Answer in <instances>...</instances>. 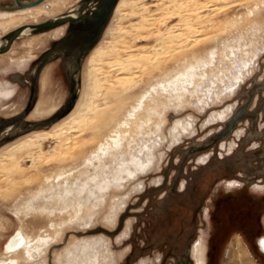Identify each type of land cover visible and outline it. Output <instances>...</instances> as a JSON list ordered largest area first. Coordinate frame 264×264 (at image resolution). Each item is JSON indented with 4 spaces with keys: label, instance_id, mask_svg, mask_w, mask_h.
Here are the masks:
<instances>
[{
    "label": "rangeland",
    "instance_id": "obj_1",
    "mask_svg": "<svg viewBox=\"0 0 264 264\" xmlns=\"http://www.w3.org/2000/svg\"><path fill=\"white\" fill-rule=\"evenodd\" d=\"M137 2L130 0L132 5L110 21V30L101 44L106 52L102 60L92 66L88 56L84 62L80 107L93 102V82L104 78V93L99 104L105 112L97 118L95 127L87 133L68 134L74 147L62 165L31 168L33 159L24 155L21 169L15 176L0 173V258L10 237L22 230L27 237L52 235L58 241L44 258L48 264H65L68 251L93 238L92 242L97 243L91 248L88 244L90 249L85 258L92 255L97 264H191L192 257L195 264H202L206 242L209 244L210 264H227L236 260V248L230 243L234 235L239 234L255 261L264 264V253L258 247V240L264 236V196L254 193L251 188L236 187L246 183L253 184V187L255 184L264 185L255 181L264 173L261 171L264 168V137L258 138L264 133V0H227L224 8L212 2V7L201 12L209 18L203 19L202 23L194 20L199 32L182 28L191 39L179 43L183 46L176 45L177 51L173 42L165 39V34L183 17L189 20L197 15L191 11L193 16H190V11L182 9V13L177 14L176 7L161 6V0ZM11 4L10 0H0V5ZM74 4V1H68L53 9L50 3L46 10H53L51 15L43 14L44 7L42 11L10 15V25L5 24L6 20L0 21V39L6 30L16 25L46 21L66 13ZM34 14L37 19L32 18ZM65 32L66 29L63 34ZM60 37L61 34L50 33L40 39L33 38L31 46H26L29 37L20 38L13 53L5 57L8 59H1L7 61L0 65L1 78L7 79L10 73L23 70L30 62L29 55L43 54ZM163 45L170 48L161 62L154 58L153 63L138 65L148 54H152L153 58L156 48L160 49ZM231 46L242 58L252 60L251 72L235 90L226 89L221 83L222 76L217 71H210L208 78L219 86L214 89L219 94H215L214 98L204 95L200 100L197 93L182 98H171L162 93L157 95L154 108L162 115L154 114L153 121L162 124L159 132H162L164 140L162 147L158 148L161 156L154 162L153 170L143 172L137 180L114 183V186L95 195L83 193L81 198L72 194L63 200L62 191L79 182L73 174H80L78 166L83 161L82 155H88L95 146L94 140L97 142L108 135L117 122L123 120L142 94L179 76L189 64L208 58L212 51H219L224 61L219 68L224 75L231 77L233 63L225 60L222 53ZM9 58L21 60L11 61ZM126 65L129 67L123 69L122 66ZM131 68L134 69L132 75L127 74L126 70ZM48 76L41 96L45 106L36 113L43 118L61 107L72 90V72L65 66L64 58L51 63ZM225 82L228 80L225 79ZM256 83L263 86H256ZM209 84L212 83L205 82V86L200 88H207ZM18 92L17 110L29 103L31 85H21ZM51 105H56V108L52 109ZM229 105L233 106L230 111L227 109ZM240 106H244L248 116L238 123L230 137L205 150L193 152L194 147L209 144ZM223 111L228 112V117L225 121L218 120V114ZM254 115L256 119H252ZM178 120L190 123L191 127L189 133L181 131L175 139L171 131ZM98 123L102 127L99 132ZM157 124H152L154 132ZM148 129L145 127L142 131L146 133ZM137 130L134 127L131 136L139 133ZM256 138L260 148H254ZM56 143L54 140L47 141L43 151L53 154V150L58 148ZM41 152L37 150L35 153L39 157ZM201 157H204L205 163H202ZM62 172H67V176L58 182L55 178ZM249 176L253 181L251 183L245 181ZM29 179L33 182L28 183ZM231 180L243 183L236 188L228 187ZM49 188L53 189L52 192H61L57 200H45ZM78 203L85 205L80 218L75 214ZM98 228L101 229L96 234L88 233ZM76 253L81 255L77 262L85 264L81 260L83 253ZM22 256L20 253L19 257ZM21 263L26 264L23 260Z\"/></svg>",
    "mask_w": 264,
    "mask_h": 264
},
{
    "label": "bare ground",
    "instance_id": "obj_2",
    "mask_svg": "<svg viewBox=\"0 0 264 264\" xmlns=\"http://www.w3.org/2000/svg\"><path fill=\"white\" fill-rule=\"evenodd\" d=\"M10 1L12 3V5L10 6H18L17 0H10ZM21 1L23 3L29 4V3H34L37 0H29V1L21 0ZM68 1L70 2L74 1L75 4L71 6V8L66 13H61L54 18H58L61 16H78L83 10V2H82L83 0H56V2L45 0L39 5L30 6L24 9H17V10L0 9V21H2V19L6 20L5 24L8 23L10 25L12 23V20L8 18L11 17L10 15H15L16 13H30L34 10L42 11V7L45 8L43 14L51 15V13H53V10H46V6H50L51 3L54 9L56 6H60L61 4L64 5V3ZM161 1H162L161 6L176 7L175 12L177 14L178 12L182 13L181 12L182 9L183 11H190V13L192 11L193 15L194 14L197 15V17H195L191 13L190 16H193L194 18L189 20L188 19L186 20V18L183 17V15H181V17H183L181 22L169 27L167 34H165V39H168L170 42H173L174 44L173 47L176 48V51H177V47L182 45V44L179 45V43L185 40L189 41L191 39L190 36H186L185 33H183L182 30L183 27H185L186 29H196L197 30L196 33H197L199 32V29L195 27L194 23H196V21L194 20L196 19L198 22L202 23L203 19L209 18V16L207 15H202L201 12L212 7L213 6L212 2L219 3L218 5H220L222 8H224V6H227L226 4L227 0H206L205 2L201 0H183L182 2L180 0H161ZM136 3H138L137 0ZM131 5L132 3L130 4V0H120L114 10V14L110 21H112L114 17H116L115 15L122 12L125 8ZM221 7L219 8V10L221 9ZM215 10L217 11L218 9L215 8ZM31 16L33 19H37V15L34 14ZM236 17L237 20L238 16ZM54 18H50L49 20H52ZM234 20L235 19H233V21ZM34 25H38V24H34ZM110 25L111 24H108L103 34L104 37L102 36L103 38H101L99 43L83 58L81 72L78 71L79 69L75 65V59L67 57L64 53H61L60 55V57L65 59V66L69 65V70L72 72V78L76 81V86L79 94V98L76 103V106L67 116H65L61 120L51 125H47L48 121L55 118L67 106L66 104L68 103L67 101L68 99L66 100L65 104L62 107H60L61 109L60 108L55 109L52 114L44 118L36 116L37 115L36 113H38L39 108L45 106V104L41 102V96H42V90L45 89L47 85V80H48L47 73L45 74L42 80V90L40 92L38 87L42 71L48 64L58 59L52 56L50 57V61L42 69L40 77L38 78V81L36 83V99L31 109L28 110V107H26V109L22 114L14 117L17 118L21 116V118L17 122L6 124L5 123L6 120H5L1 124L0 135L2 133H6L4 139H6L7 137H15L13 140L9 142H5L4 139H3L4 141L0 142V173H3L4 176H8V177L15 176L17 172L21 169V164L25 158L33 159L31 168L38 169L41 167L49 166L50 164L62 165L68 159V156L69 154H71L72 152L71 150H73L74 147L71 142V139L67 137L68 134H71L72 132L87 133L93 127H95L93 125H95L94 124L95 122L96 123L98 122L97 118L100 117L101 114L105 112V109L101 108L99 104V100L101 99L100 97H102L104 93V86H103L104 84L102 82L104 78L96 79L93 82V86H94L92 91V94H94L93 102L85 105L84 107H80L79 105L81 100L80 93L82 94L81 89L83 82L82 72L84 68V62L87 59L86 57L89 56V60H90L89 63H92V66H96L97 61L102 60V57L106 54L101 44L105 39V35H107L108 31L110 30ZM233 25L235 26V24ZM23 26H29V28L24 30L18 36L17 39L29 37V40H27V46L32 45V43L34 42L33 38L40 39L46 33L47 34L54 33L59 35L64 32V27L59 26L60 28L56 27L57 29L54 28L55 30H52L51 32L46 31L36 34L35 29L31 28V26L33 25H29V24L16 25L15 28L6 30L5 31L6 33H4V35L1 36L0 48L7 44L8 42L7 36L9 34H11L14 30ZM175 41L177 42L174 43ZM13 44H12L13 46H11L12 49L10 48L7 52L0 53V58H3L4 56L10 54V52L14 51L15 43ZM176 45L178 46L176 47ZM168 47L169 46L163 45L162 47H160V49L156 48L157 50L154 51L155 53L153 58L151 57L152 54H148L147 56L143 57L144 61L138 63V65L146 66L149 63H153V61L155 60L161 62L166 54V50H168ZM222 53L224 54L223 57L225 60H228L231 63H233V67L230 71L231 77H227L226 75H224L223 71H221L219 68V64H224V61L221 60L220 58L219 51H212L210 53V56H208V58L200 59L196 63L189 64L179 76L170 79L167 83L163 84L160 87L153 86L151 90L142 94L139 97L136 105H134L132 109L127 112L123 120H121L120 122L118 121L116 127L113 128L108 135L104 136L102 139L98 140L97 142L96 140H94L95 146L92 150H90L88 155H82L83 161L78 166V169L80 170V174L79 176H75L73 174L74 179H76L79 182L74 183L73 186L65 188L64 191H62V193L59 192L62 194L61 197H63V200H66L67 196L70 197L72 194L81 196V198H82L81 194L83 193L95 195L98 192L105 191V189L109 188L114 183L121 181L122 182L129 181L133 179L137 180V178L143 172L147 170L149 171L153 170L154 162H156L158 156H161L158 154V152L160 151L158 150V148L160 147V145L162 147V143L164 140L161 136L162 132H159L162 127V124L160 122L158 124L156 123L157 124L156 132H154V130L151 129L153 127L152 124L156 125L153 121L154 114L160 115L157 108H154L157 105L156 103L157 95L162 93L171 98L173 97L182 98L185 95L189 94L194 96V94L197 93V96L199 97L200 100H202L201 96L204 95L206 96L209 95L213 97L216 94L215 93L216 91L214 89L219 88V86L217 85L216 82L211 81V79L208 78L210 71L211 72L217 71V73L222 76L221 79L222 85H224L226 89L231 88L232 91L236 86H238L239 83H242L246 79L247 74L251 72L250 69L252 67L251 66L252 60L250 59L247 60L244 57L242 58L239 55V52H237V49H235V47L232 46L226 48V50H224ZM43 57L44 54L40 57V59L37 62L34 63L32 69H30V71L26 75H22V74L14 75L12 78L13 81L23 84L24 83L23 80L26 78V76L31 77L33 80V78L36 75L37 68L40 65L41 61L43 60ZM71 61H73V65ZM127 66L128 65L122 67L123 69H126L129 67ZM133 70H134L133 68L129 70L127 69L126 70L128 72L127 74L132 75ZM225 79H227L228 82L230 81L231 83L229 84L228 82H225ZM208 81L212 83L209 84V87L200 88L202 85L205 86V82ZM262 84L260 83L261 86H263ZM257 85L259 84L256 83V86ZM5 86L7 87V91L2 93L0 92V101L3 99L6 100L11 99L13 97V88L11 83L6 82ZM89 92H90V87L88 93ZM216 95L218 96L219 94ZM81 96H83V94ZM232 107L233 106L229 105L227 107L228 111H230ZM51 108L52 109L56 108V105H51ZM31 111L32 113L30 118L36 120L35 122L26 121V117ZM258 111L259 110H257L256 112ZM5 112L11 113L12 111L6 110ZM246 112L248 113V111L245 110L244 106H240V108L236 110L234 116L226 124H224V128L210 139L209 144L206 143L203 146L194 147L193 152L200 149L205 150L207 149L208 146L209 147L211 145L213 146L219 143L220 141L230 137V135L232 134L238 123L241 120H243L244 117L248 116ZM49 116L51 117L48 118ZM226 117H228L227 111H223L218 114V118H219L218 120L225 121ZM256 118H257L256 115L252 116V119H256ZM100 123H98L97 125H99ZM105 123H107V121ZM39 125L41 126L37 128V126ZM134 127H137L138 129L137 131H139V133H136L135 136H131V133L134 132ZM145 127L149 128L148 131H146V133L142 131ZM190 127H191L190 123H185L183 122V120H178L176 121L175 126L173 127L171 133L174 134L173 136L176 139L179 133H181V131H186L187 133H189ZM101 128L102 127L99 125L97 132H99ZM27 133L29 134L26 135ZM152 133L154 134L152 135ZM262 137H264V133L258 135V138L263 139ZM258 138L255 139L256 143L254 148H256L260 144V142L257 141ZM49 140H54L55 142H57L56 144L58 145V148L53 150L54 152L53 154H49L43 151L45 143ZM222 147L224 148V146ZM37 150H39V152L42 151L39 157L35 153ZM201 158L203 160L202 163H205L204 157ZM66 176H67V172L59 173L58 176L55 178V180H58V182H60L61 179H63L64 177L66 178ZM242 176L243 175L241 174V178ZM250 177L251 176L245 179V181H248L249 183L253 182L252 180H250L251 179ZM13 180L14 179H11V181ZM28 181H29L28 183L33 182V180L30 179ZM241 183L243 182L231 180L228 182V184L227 183L226 184L228 187L233 188L236 185H241ZM254 187L258 190H263L264 192V185L255 184ZM52 191L53 189L51 188L47 189L48 195L45 196V200L47 199V201H51V200L54 201L55 199L56 200L58 199L57 197L59 196V193ZM65 203H67V201ZM84 206L85 205L81 203H78L75 206L76 208L75 214L78 218H80L79 214L83 211ZM55 227H52L53 228L52 230L57 231ZM100 229L101 228H98L88 233L96 234L97 231ZM54 239L55 238L52 235H46V236L37 235L36 237H30V236L27 237L22 230H18L15 232L14 235L10 237L8 242L5 244L4 255L2 258H0V264H23L21 263V260H23V262H25L26 264H48L49 262L46 263L45 262L46 260L44 261V258H46V256L49 255L50 253L49 251L51 250V248L53 246H56L58 241H55ZM93 240H95V238L90 240H84L83 242L79 243L76 246L75 250L68 251L66 254L67 261L65 262V264H79L77 260L80 258L81 255L78 256V253H76V251H79V253H83L84 257L83 256L81 257L82 263L97 264L96 259L92 260L93 258L92 255H90L91 257L88 259L85 258L88 257L86 253L87 250L97 243V242H92ZM89 243H90V248L88 247ZM230 244L231 245L234 244L233 246L236 248L237 254H236V260L229 261L227 264H258L255 261L254 256L250 254V251L248 250L246 244L244 243V240H242L241 235L239 234L234 235L233 241H231ZM262 245L264 250V241H262ZM20 253L23 254L22 258L19 257ZM200 257L202 258V254ZM40 261L42 262L40 263Z\"/></svg>",
    "mask_w": 264,
    "mask_h": 264
},
{
    "label": "water",
    "instance_id": "obj_3",
    "mask_svg": "<svg viewBox=\"0 0 264 264\" xmlns=\"http://www.w3.org/2000/svg\"><path fill=\"white\" fill-rule=\"evenodd\" d=\"M45 0H37L34 3H23L21 0H17L18 6H1L2 10H17L24 9L30 6L39 5ZM120 0H84L83 10L78 16H61L54 18L42 24L33 25L31 28L35 29V33H42L52 30L56 27L67 25L68 29L63 38L53 43L51 48L44 53L43 60L37 68L35 77L32 80L31 85V97L28 103V110L33 106L36 99V83L40 77L41 71L44 66L50 61V57L54 56L60 58L61 53H64L67 57L75 59V65L82 71L83 58L99 43L101 40L112 16L114 10ZM29 26H23L14 30L7 36V44L0 48V53L7 52L18 36ZM72 90L68 97L67 106L53 119L47 122V125H51L65 116H67L76 106L79 98L76 81L71 78ZM20 117L12 120H6L5 123L17 122ZM41 125L37 126L39 128ZM15 137H7L5 142L13 140Z\"/></svg>",
    "mask_w": 264,
    "mask_h": 264
},
{
    "label": "flooded vegetation",
    "instance_id": "obj_4",
    "mask_svg": "<svg viewBox=\"0 0 264 264\" xmlns=\"http://www.w3.org/2000/svg\"><path fill=\"white\" fill-rule=\"evenodd\" d=\"M84 1V0H83ZM82 1V2H83ZM79 3H81V2H79ZM12 5V4H11ZM80 5V4H79ZM7 6V5H6ZM51 18V17H50ZM49 18V19H50ZM49 19H47V20H49ZM46 20V21H47ZM43 22H45V21H41V22H39V23H34V24H40V23H43ZM34 24H29V25H34ZM60 27H64V29H66V32H67V29H68V25H64V26H60ZM60 27H58V28H60ZM55 29H57V28H55ZM55 29H52V30H55ZM52 30H50V31H48V32H51ZM66 32H65V34H66ZM64 33V32H63ZM61 34V37L60 38H58V39H56L54 42H56V41H58V40H60L61 38H63L64 36H65V34ZM50 34V33H49ZM49 34H45L44 36H46V35H49ZM43 36V37H44ZM42 37V38H43ZM22 39V38H21ZM18 40H20V38L19 39H17L14 43L16 44V42L18 41ZM14 45V44H13ZM12 45V46H13ZM27 46V45H26ZM51 48V47H50ZM49 48V49H50ZM49 49H47V50H49ZM46 50V51H47ZM45 51V52H46ZM45 52H43V54L45 53ZM43 54H41V55H37V56H34V55H29L28 57H29V63L26 65V67L23 69V70H21V71H16V72H14V74H12V75H10L9 74V76H7V79L6 78H1L2 77V75H1V73H0V92L2 93V92H6L7 91V87L5 86V83L6 82H10L11 83V85H12V88H13V97L11 98V99H3V100H1L0 101V127H1V124L5 121V120H9V119H12V118H14V117H16V116H19L20 114H22L23 112H24V110L26 109V107H27V105L25 104V105H23L22 106V108L21 109H18L17 110V106H16V102H18L17 101V97H18V94H19V90H20V86L21 85H24V84H27V83H29V85H32V78L31 77H29V76H27V78H28V80H27V78H25L24 80H23V84H20V83H18V82H15V81H13V76L14 75H16V74H22V75H26L29 71H30V69H32V66L34 65V63L35 62H37L39 59H40V57L43 55ZM9 55V54H8ZM7 56V55H6ZM6 56H4L3 58L5 59V57ZM25 58V57H24ZM6 59H8V58H6ZM26 59V58H25ZM9 60H11V61H18V62H20V58L19 59H11V58H9ZM34 61V62H33ZM6 63L7 61L6 60H2L1 61V63L2 64H4V63ZM32 62V63H31ZM72 62V65H73V61H71ZM68 69H69V65H68ZM51 71V63L50 64H48L45 68H44V70L42 71V74H41V77H40V80H39V92L42 90V80H43V78H44V76H45V74L47 73V79H48V75H49V72ZM48 81V80H47ZM3 84V85H2ZM38 100H39V98H38ZM66 100H67V97H66V99H65V101L63 102V105L65 104V102H66ZM37 103H38V101H37ZM62 105V106H63ZM61 106V107H62ZM20 107V106H19ZM5 108V109H4ZM60 108V107H59ZM61 109V108H60ZM59 109V110H60ZM6 110H10V111H14V110H16L14 113H6L5 111ZM59 110H57V111H59ZM56 111V112H57ZM55 112V113H56ZM31 113H32V111L28 114V116L26 117V121H31V122H35L36 120H34V119H32V118H30V116H31ZM54 113V114H55ZM52 116V115H51ZM51 116H49L48 118H50ZM48 118H46V119H48ZM43 120H45V119H43ZM39 121H41V120H39ZM31 133V132H30ZM29 133H27L26 135H28ZM5 136H6V133H2L1 135H0V142H2V141H4L5 139ZM4 139V140H3ZM261 146H259V147H257V148H260ZM261 171H264V168L261 170ZM258 175H259V173H258ZM255 181L256 182H261L262 184H264V173H262V176L261 175H259L258 177H256L255 178ZM236 187H238V188H244V187H247V188H251V190L254 192V193H257V194H260V193H262L263 195L262 196H264V192H262V191H260V190H257V189H255L252 185H250V184H248V183H246L244 186H242V187H240V186H236ZM235 187V188H236ZM264 220V219H263ZM262 241H264V236L263 237H261L259 240H258V247H259V249H260V251L262 252V253H264V250H263V245H262ZM209 242V241H208ZM195 243V242H194ZM206 247L207 248H205L204 249V254H205V258H204V263L203 264H210V259H209V244L206 242ZM194 245V244H193ZM192 249H193V246H192ZM191 264H195V260L193 259V257H192V263Z\"/></svg>",
    "mask_w": 264,
    "mask_h": 264
},
{
    "label": "crops",
    "instance_id": "obj_5",
    "mask_svg": "<svg viewBox=\"0 0 264 264\" xmlns=\"http://www.w3.org/2000/svg\"><path fill=\"white\" fill-rule=\"evenodd\" d=\"M11 49H12V47H11ZM11 53H13V52H10V54ZM8 58V57H7ZM1 59H4V58H0V61H1ZM6 59V58H5ZM12 60H13V58H11ZM0 65H2V63L0 62ZM11 74V73H10Z\"/></svg>",
    "mask_w": 264,
    "mask_h": 264
}]
</instances>
